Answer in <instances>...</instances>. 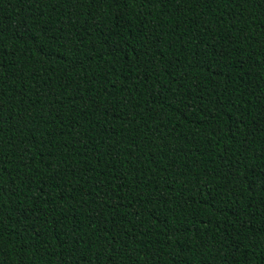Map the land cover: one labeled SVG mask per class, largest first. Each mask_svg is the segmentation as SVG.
<instances>
[{"label": "trees", "instance_id": "1", "mask_svg": "<svg viewBox=\"0 0 264 264\" xmlns=\"http://www.w3.org/2000/svg\"><path fill=\"white\" fill-rule=\"evenodd\" d=\"M0 264H264V0H0Z\"/></svg>", "mask_w": 264, "mask_h": 264}]
</instances>
